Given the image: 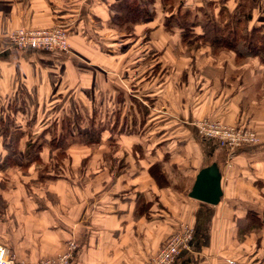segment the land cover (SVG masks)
<instances>
[{
  "label": "crops",
  "instance_id": "crops-1",
  "mask_svg": "<svg viewBox=\"0 0 264 264\" xmlns=\"http://www.w3.org/2000/svg\"><path fill=\"white\" fill-rule=\"evenodd\" d=\"M176 1L197 9L207 0ZM251 1L264 6V0ZM123 2L0 0V58L6 67L18 63V73L27 76L22 69L30 65L27 53L9 46L12 31L62 26L69 51L40 56L39 79L50 76L56 85L60 72L73 74L79 61L98 63L99 91L118 86L115 98L132 101L131 116L138 118L129 134L99 142L114 155L100 156L97 173L79 174L70 165L66 179L44 183L49 192L36 174L3 181L0 248L17 262L38 264L75 242L71 264H146L165 239L189 225L193 239L174 264H264V66L254 58L239 62L233 52L214 55L196 39L184 42L178 28L165 29L160 0L140 23H122ZM204 119L249 127L259 142L230 153L198 135L195 123ZM156 164L171 170L169 184L156 182ZM214 164L222 174L220 203L192 199L199 172Z\"/></svg>",
  "mask_w": 264,
  "mask_h": 264
},
{
  "label": "rangeland",
  "instance_id": "rangeland-1",
  "mask_svg": "<svg viewBox=\"0 0 264 264\" xmlns=\"http://www.w3.org/2000/svg\"><path fill=\"white\" fill-rule=\"evenodd\" d=\"M223 1L207 0L200 6L193 7L198 6L200 8L197 9H204L208 15H214L219 25H222L232 20L234 10L238 7L237 1ZM252 3L251 0H243L241 8L245 14L252 11L250 27L256 25L257 20L264 23V6L259 3L253 7ZM222 8L224 11L221 13ZM203 17L201 13L199 19ZM172 41L174 44V40ZM17 50L25 55L27 53L24 58L30 63L29 69H22L27 76L18 73V63L12 64L11 67L7 64L6 67L0 58V184L9 179L30 180V176L32 179L36 174L38 182L41 183L40 188L49 192L50 187L44 186V183L55 184L57 179H66L70 165L77 169L79 174L97 173L102 166L100 156L105 159L114 155V149H110L108 145L107 148H100L98 140L109 142V136L113 140L120 133H129L132 125L138 120L131 116L132 101L115 98V89L118 86L114 84L108 85L105 93L99 91L102 89L99 82L103 76L100 75L98 63L92 66L79 61L76 67L71 69L73 74L62 70L55 85V79H50V76L46 80H40L39 78H43L42 73H38L35 66L38 60L42 59L40 56L45 59L46 55L60 51L40 53L27 49ZM68 51L63 53L67 54ZM113 71L110 73L113 74ZM102 74L104 75V72ZM122 111L124 116L120 125ZM125 113L128 114L127 118ZM140 113H143L142 109ZM142 115L139 118L141 122L145 120ZM91 128L96 129L92 135ZM82 135L88 137L81 140ZM89 135L93 143L82 144L87 143ZM143 137H146V133ZM113 142L114 140L111 143ZM165 168L168 167L156 164L151 169L159 186L170 182H167V173L171 170ZM63 184L65 187V182ZM191 232H195L194 228L181 225L163 241L146 264H155L159 252L167 246L171 237L185 238ZM74 245L78 248L75 242ZM183 249L185 250L184 247L181 248L182 251Z\"/></svg>",
  "mask_w": 264,
  "mask_h": 264
},
{
  "label": "trees",
  "instance_id": "trees-1",
  "mask_svg": "<svg viewBox=\"0 0 264 264\" xmlns=\"http://www.w3.org/2000/svg\"><path fill=\"white\" fill-rule=\"evenodd\" d=\"M153 1L155 0L136 4L124 0L120 7L118 6L123 14L122 23H127L128 19H132L133 23H140L144 18L150 16L149 6ZM223 2H226V0ZM252 4L253 7L256 6V4ZM237 6L232 20L227 24L219 25L214 15H208L204 9L186 8L176 0H160L159 4L162 13L167 14L164 23L165 29L178 28L184 42L196 39L198 45H210L214 55L222 52H233L239 62L247 58H254L258 59L264 66V25L256 24L250 27L253 19L252 11L250 10L248 14L241 11L243 0H239ZM222 11H224V8H222L221 13ZM198 13H202L204 17L199 19ZM240 25L244 27H239ZM95 131L96 129L91 128L90 135ZM90 135L87 143L82 144L91 145L93 143L90 141ZM80 137L82 140L88 136L82 135ZM113 138L115 137L113 136ZM113 140L109 136L108 141L112 142ZM100 141L99 139L98 142ZM251 217H254V215Z\"/></svg>",
  "mask_w": 264,
  "mask_h": 264
},
{
  "label": "built area",
  "instance_id": "built-area-1",
  "mask_svg": "<svg viewBox=\"0 0 264 264\" xmlns=\"http://www.w3.org/2000/svg\"><path fill=\"white\" fill-rule=\"evenodd\" d=\"M11 48L19 50H32L40 52L68 51V33L62 26L43 29H16L8 40ZM198 135L206 140L217 143L220 148L232 153L242 147L256 145L259 142L257 133L247 127L231 126L221 120L204 119L195 123ZM194 233L187 237L174 236L158 254L155 264H174L182 252L187 249L192 241ZM76 248L70 243L66 251L52 260H44L38 264H71V258ZM184 250V249H183ZM0 264H29L17 262L9 255L5 248H0Z\"/></svg>",
  "mask_w": 264,
  "mask_h": 264
},
{
  "label": "water",
  "instance_id": "water-1",
  "mask_svg": "<svg viewBox=\"0 0 264 264\" xmlns=\"http://www.w3.org/2000/svg\"><path fill=\"white\" fill-rule=\"evenodd\" d=\"M223 196L222 174L217 164L202 169L190 193L192 199L217 205Z\"/></svg>",
  "mask_w": 264,
  "mask_h": 264
}]
</instances>
